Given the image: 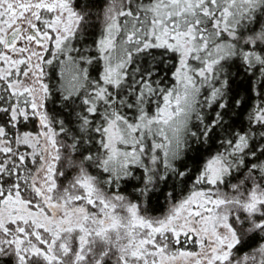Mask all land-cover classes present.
I'll return each instance as SVG.
<instances>
[{"label": "snow or ice", "instance_id": "1", "mask_svg": "<svg viewBox=\"0 0 264 264\" xmlns=\"http://www.w3.org/2000/svg\"><path fill=\"white\" fill-rule=\"evenodd\" d=\"M0 264H264V0H0Z\"/></svg>", "mask_w": 264, "mask_h": 264}]
</instances>
